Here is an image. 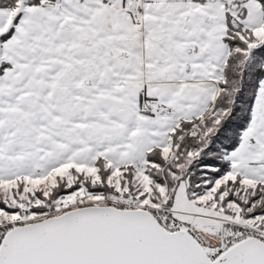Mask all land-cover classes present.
<instances>
[{
	"label": "snow or ice",
	"instance_id": "6c2138e0",
	"mask_svg": "<svg viewBox=\"0 0 264 264\" xmlns=\"http://www.w3.org/2000/svg\"><path fill=\"white\" fill-rule=\"evenodd\" d=\"M0 264H264V0H0Z\"/></svg>",
	"mask_w": 264,
	"mask_h": 264
}]
</instances>
